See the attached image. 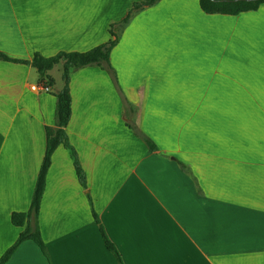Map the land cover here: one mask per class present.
I'll list each match as a JSON object with an SVG mask.
<instances>
[{
  "label": "crops",
  "instance_id": "obj_1",
  "mask_svg": "<svg viewBox=\"0 0 264 264\" xmlns=\"http://www.w3.org/2000/svg\"><path fill=\"white\" fill-rule=\"evenodd\" d=\"M143 1L0 0V52L22 61L0 60V259L25 229L12 215L31 209L64 87L30 62L117 39L108 65L69 77L70 147L52 155L37 220L46 252L27 240L7 264H264V4L130 15Z\"/></svg>",
  "mask_w": 264,
  "mask_h": 264
},
{
  "label": "trees",
  "instance_id": "obj_2",
  "mask_svg": "<svg viewBox=\"0 0 264 264\" xmlns=\"http://www.w3.org/2000/svg\"><path fill=\"white\" fill-rule=\"evenodd\" d=\"M160 0H144L141 3H135L130 15L143 8L150 7L158 3ZM202 9L208 14H225V15H238L248 11H254L259 9L264 0L248 1V0H200ZM130 18V16H129ZM126 19L125 22H127ZM113 36H118L112 31ZM116 40H111L108 44L95 48L86 53H61L55 57L45 58L41 55H35L30 64L38 71L42 82L52 84L54 81L50 75L56 65H58L61 59L67 61L64 67L65 75V87L56 94L58 98L57 107V125L55 128H47V151L45 160L39 175V180L33 197L31 209L28 213H14L12 215V223L16 226L25 227L24 231L20 235L18 241L2 256L0 264H7L17 248L27 240L35 241L44 252H46L44 242L41 237L39 227L37 226V220L41 205V200L45 190L46 175L51 164V158L54 151L60 146L65 145L70 147L68 142V136L66 127L71 118V93L69 89V77L74 70L87 67V66H106L109 63L110 54L112 48L116 44ZM0 60L22 62L13 60L9 56L0 52ZM28 63V62H27ZM75 158V166L77 174L82 184H86L85 174L79 163L78 157L73 152ZM95 218L97 216L95 215ZM107 246L110 250L116 251L112 243L106 238ZM121 264H123L121 260Z\"/></svg>",
  "mask_w": 264,
  "mask_h": 264
},
{
  "label": "rangeland",
  "instance_id": "obj_3",
  "mask_svg": "<svg viewBox=\"0 0 264 264\" xmlns=\"http://www.w3.org/2000/svg\"><path fill=\"white\" fill-rule=\"evenodd\" d=\"M66 64H67V61L64 60V59H61L59 61L58 65L55 66L53 71L50 72V75H53L54 78L56 79L58 87H61L62 84L65 87L64 67H65ZM53 76H51V77H52V80L54 81ZM62 80H63V82H62Z\"/></svg>",
  "mask_w": 264,
  "mask_h": 264
},
{
  "label": "built area",
  "instance_id": "obj_4",
  "mask_svg": "<svg viewBox=\"0 0 264 264\" xmlns=\"http://www.w3.org/2000/svg\"><path fill=\"white\" fill-rule=\"evenodd\" d=\"M35 89L43 90L46 92L51 91V88L46 83H41L38 86L34 87Z\"/></svg>",
  "mask_w": 264,
  "mask_h": 264
},
{
  "label": "water",
  "instance_id": "obj_5",
  "mask_svg": "<svg viewBox=\"0 0 264 264\" xmlns=\"http://www.w3.org/2000/svg\"><path fill=\"white\" fill-rule=\"evenodd\" d=\"M248 1H258V0H248Z\"/></svg>",
  "mask_w": 264,
  "mask_h": 264
}]
</instances>
